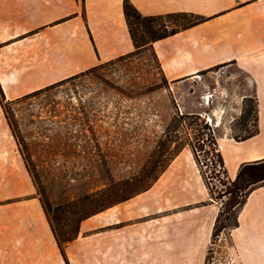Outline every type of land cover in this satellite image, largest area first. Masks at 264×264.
Wrapping results in <instances>:
<instances>
[{"label":"crops","instance_id":"0c3cea01","mask_svg":"<svg viewBox=\"0 0 264 264\" xmlns=\"http://www.w3.org/2000/svg\"><path fill=\"white\" fill-rule=\"evenodd\" d=\"M123 1L0 0L4 97L16 99L131 52ZM128 1L142 15L203 18L152 43L159 67L168 81L182 83L217 65H238L252 86L258 132L240 141L223 133L218 148L231 179L243 162L264 158V0ZM202 116L210 120L215 112ZM188 155L196 182L176 167L179 199L136 209L153 184L84 219L62 255L0 105V264H206L218 203L209 201ZM237 219L224 231L234 257L229 264H264V185L250 192Z\"/></svg>","mask_w":264,"mask_h":264},{"label":"rangeland","instance_id":"374dc122","mask_svg":"<svg viewBox=\"0 0 264 264\" xmlns=\"http://www.w3.org/2000/svg\"><path fill=\"white\" fill-rule=\"evenodd\" d=\"M176 18L166 17L163 20L170 24ZM251 93L252 86L246 74L234 63L218 65L198 73L186 82L172 83L167 80L165 85L152 53L145 50L121 61L99 63L85 75L5 104V112L2 107L1 109L11 133L28 147L33 160L43 155L40 153L39 143L93 144L94 140L88 132L84 136L76 132L80 127L100 129L99 142L105 148L113 144L117 149L113 153L115 156L143 157L151 147V138L169 120L172 102L181 112L201 115L215 112V116H210L208 122L215 129L216 137L223 133L245 136L253 130L254 124L251 116L247 119L241 117L244 110L252 105ZM113 131L118 133L114 134ZM123 133H127V137ZM131 133L132 139L129 138ZM144 136L148 137V141H144ZM114 137L115 140H112ZM17 146L19 152L23 150L22 145ZM77 149L69 156L70 160H81L88 155V152ZM189 152L191 153L188 147L182 149L175 166L170 164L151 191L137 200L136 209L180 198V193L175 194L174 188L177 185L176 167L181 168L196 182L194 169L188 162ZM62 154L61 151L54 152L53 158L63 159ZM85 169L78 166L73 171ZM36 170L30 174L35 193L42 199L41 186L36 176L38 175L45 190L52 187V182L46 178L49 175L46 176L39 168ZM206 170L210 174L207 168ZM211 180L215 196L222 187L217 177ZM224 200L225 197L218 199V203ZM217 243L216 238L208 249L213 250ZM224 250L220 248V251Z\"/></svg>","mask_w":264,"mask_h":264},{"label":"trees","instance_id":"16d2710c","mask_svg":"<svg viewBox=\"0 0 264 264\" xmlns=\"http://www.w3.org/2000/svg\"><path fill=\"white\" fill-rule=\"evenodd\" d=\"M122 6L134 49L104 63L121 61L149 50L157 62L162 80L167 85V79L159 67L152 49V43L170 36L180 29L194 25L203 18L184 12L166 15H142L128 0H124ZM166 17L177 18L169 24L163 20ZM97 66L13 100H7L0 87V105L5 112V104L25 99L60 85L69 79L85 75ZM201 72L203 71L199 73ZM169 82L174 83L175 81ZM170 109L172 112L169 120L161 127L159 133L151 138V147L148 154L143 157L115 156L113 153L117 149L113 144L105 148L99 142L100 129L80 127L76 132L83 136L84 133L88 132L91 139L94 140L93 144L39 143L40 153L43 155L37 160H33L28 153V147L22 143L21 139L17 140L12 133L16 143L23 146L20 154L29 174L36 172V169L39 168L46 176H50H45L52 182V187L48 190H45L38 175L36 176L38 184L41 186L42 199L39 200L62 255H65L67 244L77 237L80 223L84 219L148 190L184 147H188L191 151L194 163L207 189L209 201L218 203V199L225 197L224 201L218 203V212L212 227L210 244L222 231L231 230L238 225V213L248 195L255 188L264 185V158L243 162L240 164L235 177L229 178L218 148L215 129L211 123L199 113L179 111L174 102H172ZM248 116L253 118V130L247 132L245 136L232 135L237 141L248 139L258 132L257 103L253 97L252 105L248 110H244L241 117L247 119ZM113 133L117 134L118 132L113 131ZM123 134L127 137V133ZM129 138H133L132 133ZM147 139L148 137L144 136V141H148ZM112 140H115V137ZM77 148L88 152V155L81 160H70L69 156L74 154L78 150ZM58 151L63 152L61 156L64 157L63 159L53 158V153ZM78 166L86 169L73 171ZM215 177H217L222 188L214 196L215 190L211 179ZM209 253L210 250L208 249L206 259ZM65 261L68 264L66 259Z\"/></svg>","mask_w":264,"mask_h":264},{"label":"built area","instance_id":"2783aa9c","mask_svg":"<svg viewBox=\"0 0 264 264\" xmlns=\"http://www.w3.org/2000/svg\"><path fill=\"white\" fill-rule=\"evenodd\" d=\"M218 243L216 244V248L210 250L208 257L206 259L207 264H229L232 263L234 257L230 252L228 244L225 245L227 242L226 237L224 235V231H222L217 236ZM220 248H224V251H220Z\"/></svg>","mask_w":264,"mask_h":264}]
</instances>
